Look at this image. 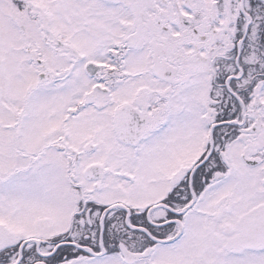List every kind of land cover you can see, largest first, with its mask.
I'll list each match as a JSON object with an SVG mask.
<instances>
[{
    "label": "snow or ice",
    "instance_id": "1",
    "mask_svg": "<svg viewBox=\"0 0 264 264\" xmlns=\"http://www.w3.org/2000/svg\"><path fill=\"white\" fill-rule=\"evenodd\" d=\"M0 264H264V0H0Z\"/></svg>",
    "mask_w": 264,
    "mask_h": 264
}]
</instances>
